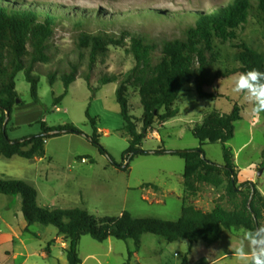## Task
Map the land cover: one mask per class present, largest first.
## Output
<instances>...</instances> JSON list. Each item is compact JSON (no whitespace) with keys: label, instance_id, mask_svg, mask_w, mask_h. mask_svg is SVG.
<instances>
[{"label":"rangeland","instance_id":"1","mask_svg":"<svg viewBox=\"0 0 264 264\" xmlns=\"http://www.w3.org/2000/svg\"><path fill=\"white\" fill-rule=\"evenodd\" d=\"M12 1L34 4L40 11L53 13L63 22L57 26L49 42L50 61L40 63L34 69V75L38 78V102L31 96L25 73L17 76L16 90L22 104H18L11 115L7 126L9 139L17 141L40 135L43 132L42 123L52 128L73 125L84 136L65 134L48 139L46 157L43 159L26 160L16 156L7 160L0 157V180H23L35 186L39 192L38 205L41 207H50L54 202L59 208H80L99 219L118 218L124 212H129L135 218L177 221L182 215L185 196L184 160L169 155H139L130 162L127 172L116 168L111 162L124 164L129 139L123 130L125 123L116 102L117 83L105 86H99L98 83L104 75L116 76L121 80L133 69L135 60L127 52L129 40L126 47H110L107 56L98 59L91 72L89 85L86 79L80 78L88 73V60L77 47L78 32L70 21L85 17L87 21H94L88 28L90 31L96 30V23L103 21L117 36L123 31L142 34L159 45L155 55L158 59L163 42L182 37L177 19L169 20L176 16L171 14H181L178 16H184L185 25H190L194 23V15L188 14L206 13L230 0ZM155 14L163 18L149 17ZM125 23L131 24L126 26ZM241 44L264 53L263 30L255 19L251 18L236 30L234 39L214 41L215 53L218 55L217 69L230 73L240 68L234 55L236 47ZM75 66L78 68L77 80L70 86L67 96L55 105V100L66 90L61 77L70 74ZM51 76L55 78L53 84L50 82ZM232 77L215 80L213 86L206 87L207 93L219 96L213 99L201 98L193 85H185L175 105L179 116L168 120L163 128L162 123H156L143 141L142 150L186 151L202 148L208 161L224 166V147L230 148L239 183L247 172V175H253L256 171L255 183H252L264 199V119L257 124L251 118L250 106L231 91ZM235 105L242 107L243 111L242 120L235 125L234 138L225 146L220 143L201 146L193 135V127L212 112L229 115ZM130 106L131 114L140 120L143 108L138 92L133 89L130 90ZM87 113L96 121L99 144L107 154L101 153L87 139L94 135ZM138 128L141 131V122H138ZM227 187L226 181L218 188L201 184L198 194L189 198V202L203 212H211L217 204L233 210L237 200L229 197ZM260 224H264V210ZM49 229L57 231L54 227ZM240 229L224 232L221 238L224 251L236 246L241 237ZM47 237L45 235V240ZM63 240L67 244L62 248L67 252L70 241L66 237ZM186 245L188 248L191 246L187 240L169 243L156 235L145 234L137 249L133 240L110 238L100 243L90 236H84L78 245V255L81 264H163L165 260L171 264L174 257L178 260L184 256ZM227 264L237 262L233 258L227 260Z\"/></svg>","mask_w":264,"mask_h":264},{"label":"trees","instance_id":"2","mask_svg":"<svg viewBox=\"0 0 264 264\" xmlns=\"http://www.w3.org/2000/svg\"><path fill=\"white\" fill-rule=\"evenodd\" d=\"M33 5L0 0V157L6 159L16 156L26 160L43 159L46 157L45 145L48 139L65 134L84 136L73 125L52 128L42 123L43 132L40 135L17 141L8 137L7 126L11 115L14 108L22 104L16 90L17 76L25 73L31 96L38 102V78L34 75V69L36 65L50 61L49 42L57 26L63 22L53 13L40 11ZM171 15H176L169 20L177 19L176 24L182 29V37L163 42L158 59L155 55L159 45L142 34L123 31L117 36L111 32L108 23L103 21L96 23V30L90 31L88 28L94 21H87L85 17L70 22L78 32L77 47L88 60V73L80 78L86 79L89 85L91 72L98 59L106 57L110 47H126L129 40L127 52L135 60L133 69L121 80L116 76L104 75L98 83L99 86L117 83L116 102L125 123L123 130L129 139V149L123 158L124 164L117 165L112 160L111 162L116 168L127 172L130 162L139 155H169L184 160L185 196L182 215L177 221L135 218L129 212H124L118 218L99 219L80 208L41 207L38 205V192L32 185L23 180H0V194L21 197L22 212L29 226L38 224L54 227L59 235L69 239L67 255L70 264H81L78 245L84 236H90L100 243L110 238L118 241L133 240L137 249L145 234L156 235L169 243L187 240L191 245L199 242L213 245L221 240L225 231L252 229L260 224L264 199L252 182L239 183L234 155L230 148L224 147L225 165L220 166L208 161L202 148L148 152L142 150V144L156 123H166L179 116L175 105L185 85H193L201 98L213 99L219 96L205 91L206 87L213 86V81L252 68L264 71V53L246 44L236 47L234 59L241 66L230 73L217 69L218 55L214 49L215 40L226 42L234 39L236 30L247 24L251 18L262 28L264 36V0H230L206 13L188 14L194 15V23L190 25H185L184 16H178L181 14ZM149 17L163 18L158 14ZM125 24L129 26L127 24L131 23ZM77 71L75 66L70 74L61 77L66 90L55 100V105L67 96L70 86L78 78ZM54 81L55 78L51 76V84ZM131 89L136 90L140 97L143 108L140 120L131 114ZM242 111V107L235 105L229 115L217 111L210 113L193 127L194 137L201 146L217 143L225 146L235 136V125L242 120ZM87 117L94 130V135L87 139L101 153L107 154L99 144L96 121L89 113ZM138 122L142 123L141 131ZM262 157L264 158V151ZM225 181L228 183L229 197L237 200L233 210L217 204L211 212H203L189 202V198L198 194L201 184L218 188ZM150 186L152 185H147Z\"/></svg>","mask_w":264,"mask_h":264},{"label":"crops","instance_id":"3","mask_svg":"<svg viewBox=\"0 0 264 264\" xmlns=\"http://www.w3.org/2000/svg\"><path fill=\"white\" fill-rule=\"evenodd\" d=\"M165 124L162 123V128ZM154 133L160 139L155 129ZM247 173L240 182L255 183L256 171L253 175L250 171V174ZM51 205L50 207H57L54 202ZM45 235L48 236L46 240ZM63 239L64 237L58 236L57 231H50L49 227L38 224L29 226L22 212L21 197L0 194V264H69L67 252L62 248L63 242L65 243ZM186 247L184 256L178 260L174 257L171 264H227V260L234 258L231 248L224 251L221 240L213 245L199 242L190 248L188 245ZM175 256L179 258L177 254ZM163 264L169 263L165 260Z\"/></svg>","mask_w":264,"mask_h":264},{"label":"clouds","instance_id":"4","mask_svg":"<svg viewBox=\"0 0 264 264\" xmlns=\"http://www.w3.org/2000/svg\"><path fill=\"white\" fill-rule=\"evenodd\" d=\"M231 91L250 106L251 118L259 124L264 119V71L252 68L235 73ZM240 231L238 243L231 248L237 264H264V224Z\"/></svg>","mask_w":264,"mask_h":264},{"label":"built area","instance_id":"5","mask_svg":"<svg viewBox=\"0 0 264 264\" xmlns=\"http://www.w3.org/2000/svg\"><path fill=\"white\" fill-rule=\"evenodd\" d=\"M65 246H66V244L63 242L62 247H65Z\"/></svg>","mask_w":264,"mask_h":264},{"label":"water","instance_id":"6","mask_svg":"<svg viewBox=\"0 0 264 264\" xmlns=\"http://www.w3.org/2000/svg\"><path fill=\"white\" fill-rule=\"evenodd\" d=\"M7 115H9V113H7ZM261 175H262V172L259 173V176H261Z\"/></svg>","mask_w":264,"mask_h":264}]
</instances>
